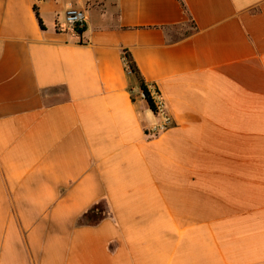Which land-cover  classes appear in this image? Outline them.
Returning a JSON list of instances; mask_svg holds the SVG:
<instances>
[{"label": "crops", "instance_id": "0c3cea01", "mask_svg": "<svg viewBox=\"0 0 264 264\" xmlns=\"http://www.w3.org/2000/svg\"><path fill=\"white\" fill-rule=\"evenodd\" d=\"M183 2L0 0V264H264V0Z\"/></svg>", "mask_w": 264, "mask_h": 264}, {"label": "built area", "instance_id": "2783aa9c", "mask_svg": "<svg viewBox=\"0 0 264 264\" xmlns=\"http://www.w3.org/2000/svg\"><path fill=\"white\" fill-rule=\"evenodd\" d=\"M86 20L87 17L84 10L75 7H69L65 15L64 29L67 31L82 30L85 27ZM126 64L128 71L132 72L127 59H126ZM147 89L150 94L151 100L153 102L154 108L156 110L155 114L157 117L161 119V123L156 128V133L165 132L169 129L172 122V118L168 112L166 102L163 99V97L153 87L151 88L147 87Z\"/></svg>", "mask_w": 264, "mask_h": 264}, {"label": "trees", "instance_id": "16d2710c", "mask_svg": "<svg viewBox=\"0 0 264 264\" xmlns=\"http://www.w3.org/2000/svg\"><path fill=\"white\" fill-rule=\"evenodd\" d=\"M179 1H180V3H181L182 7L186 10V7H185V5H184L183 0H179ZM36 13H37V16L39 17V14H38V12H37V9H36ZM40 23H41V25H42V21H41V20H40ZM126 59H127L128 62H129V66H130V69H131L132 73H133L134 75H136V76L142 81L141 76H140V73H139V70H138V68L136 67V64L134 63V61L132 60V58L130 57V55L126 54ZM142 91H143V93H144V95H145V97H146V100H147L148 104L150 105L151 109H152L153 112L155 113L156 110H155V108H154V105H153V102H152V100H151L150 94H149V92H148L147 87H146L145 84L143 83V81H142Z\"/></svg>", "mask_w": 264, "mask_h": 264}]
</instances>
